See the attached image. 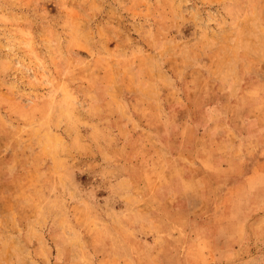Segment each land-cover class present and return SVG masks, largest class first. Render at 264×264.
Returning <instances> with one entry per match:
<instances>
[{
    "label": "rangeland",
    "instance_id": "obj_1",
    "mask_svg": "<svg viewBox=\"0 0 264 264\" xmlns=\"http://www.w3.org/2000/svg\"><path fill=\"white\" fill-rule=\"evenodd\" d=\"M0 264H264V0H0Z\"/></svg>",
    "mask_w": 264,
    "mask_h": 264
}]
</instances>
